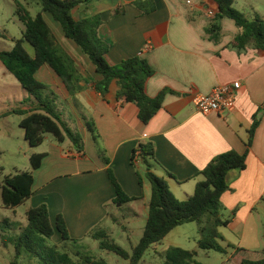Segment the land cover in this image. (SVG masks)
I'll use <instances>...</instances> for the list:
<instances>
[{
	"label": "crops",
	"instance_id": "0c3cea01",
	"mask_svg": "<svg viewBox=\"0 0 264 264\" xmlns=\"http://www.w3.org/2000/svg\"><path fill=\"white\" fill-rule=\"evenodd\" d=\"M202 2L92 0L73 10L75 20L101 17L103 24L99 33L111 45L106 56L111 65L141 56L155 70L147 83V94L156 97L164 89L171 91L148 124L139 119L136 104L117 98L116 81L104 96L96 91L95 83L101 77L95 66L65 38L60 26L44 14L61 46L75 60L82 81L72 97L50 66L41 67L35 77L50 88L53 107L68 127L82 136L85 151L78 152L69 140L58 143L50 134L45 135L43 143L36 148L25 140L29 146L25 149L29 160L25 172L33 173V195L23 203L27 204L24 212H19L18 207L6 208L1 200L0 176V236L3 228L22 222L21 213L26 215L29 209L47 204L52 226L56 227L57 217L62 215L73 239L83 241L97 230L111 237L112 228H106L107 221L116 224L118 218L112 210H121L124 205H111L116 192L108 177V166L86 128L84 117H87L96 125L117 181L128 196L139 198L128 203L130 215L134 219L143 217L145 224L152 188L145 178L143 185L139 182L137 170L144 175L145 168L132 163L133 152L140 143L154 145L160 165L155 172L166 179L180 201L193 195L202 180L197 174L216 156L231 150L240 154L248 151L245 170L231 173V189L221 199L224 215L226 213L230 221L224 227L229 235L221 232L225 239L222 243L264 251L261 226L264 223V50L237 48L234 40L240 29L227 17L221 21L220 40H209L206 28L212 17L208 12L215 14L216 9L214 5L203 7ZM234 7L250 19L256 15L264 19V0H235ZM117 11L120 13L115 14ZM1 71L4 75L8 72L6 68ZM237 82L241 88L236 92L233 110L209 115L197 111L193 103L196 95H207L217 86ZM20 109L29 111L31 108ZM255 117L259 125L248 150ZM33 154L46 155L35 171L30 163ZM166 171L175 178L166 177ZM139 205L143 207L144 216L139 212ZM2 234L6 237L7 232ZM5 252L0 241V261Z\"/></svg>",
	"mask_w": 264,
	"mask_h": 264
},
{
	"label": "trees",
	"instance_id": "16d2710c",
	"mask_svg": "<svg viewBox=\"0 0 264 264\" xmlns=\"http://www.w3.org/2000/svg\"><path fill=\"white\" fill-rule=\"evenodd\" d=\"M91 1L39 0L42 10L35 17H32L26 9L20 8L18 14L25 25L22 38L13 39L14 47L11 51L0 52V60L4 67L28 94L24 106H30L31 109L29 111L18 109L12 112L24 116L20 127L25 132V140L32 148L41 145L45 135L50 134L58 143L69 140L78 152L85 151L82 136L69 128L58 110L53 107L51 101L53 94L49 93L50 88L35 77L41 67L50 66L63 80L72 97L77 94L78 84L82 81L75 60L61 46L44 14L49 15L60 26L65 38L71 40L95 66L97 74L101 77L95 83L96 91L104 96L108 93L111 84L116 81L119 85L117 98L125 103L136 104L139 108V119L144 124H148L157 115L163 107L165 96L171 92L164 89L156 97L147 94V83L155 75V70L141 56L125 59L117 65L108 62L106 56L111 45L99 33L103 24L101 17L95 15L82 20H75L73 17L75 8L80 4H89ZM234 2L235 0H203V7L214 5L216 9L214 17L206 28L207 38L213 42L220 40L221 21L227 17L234 20L240 29L234 40L237 48L264 50V19L259 15L253 19L246 17L234 7ZM119 13L120 11H117L115 14ZM0 37H3L1 33ZM26 44L33 48L34 55L26 50ZM84 121L101 159L108 166V177L116 192L111 205H125L139 200L125 193L109 167L110 160L101 146L100 134L94 121L87 117H84ZM258 125L259 121L255 117L250 130L248 150ZM137 152L140 153V164L145 168L144 175L137 170L139 182L143 185L145 178L152 188L143 234L130 255L107 233L97 230L91 233V237L99 242L101 250L113 253L129 264H141L145 254L151 248L160 245L175 228L197 223L201 234L198 243L200 249L231 252L226 264H264V251H251L233 244H227L224 248L221 242L225 239L219 231L230 223L228 219H224L225 207L221 200L222 196L231 189L229 176L233 172L245 170L248 151L240 154L231 150L216 156L203 171L197 174L202 180L197 183L193 195L184 201L178 200L166 179L156 174L155 168L160 165L154 145L150 142L139 144L132 155L134 166ZM45 156V154H33L30 157L32 171L41 167ZM2 172L3 168L0 167V176ZM166 177L175 178L167 171ZM33 185L32 172H17L15 175L5 176L1 191L3 205L8 209L21 206L33 195ZM26 221V226L19 234L9 237L15 253L10 264H21L24 255L30 260L38 261L39 264H106L103 260L95 261L90 256H85L80 263H76L68 254H61L55 244H51L56 233L60 235L64 244L72 243L78 246L81 240L71 237L62 215H58L56 227L52 226L47 204L29 209L26 212ZM2 233L0 238L4 244ZM164 256L165 264H201L196 260L197 252L178 247L169 248Z\"/></svg>",
	"mask_w": 264,
	"mask_h": 264
},
{
	"label": "rangeland",
	"instance_id": "374dc122",
	"mask_svg": "<svg viewBox=\"0 0 264 264\" xmlns=\"http://www.w3.org/2000/svg\"><path fill=\"white\" fill-rule=\"evenodd\" d=\"M20 8L26 9L32 17H35L42 10L39 0H0V33L6 35L5 38H0V52L11 51L14 47L13 39L22 38L25 25L18 14ZM25 47L30 54H33L34 50L29 44H26ZM2 69L5 70L0 60V167L3 168V181L5 176L13 175L18 170L25 172V168H28L29 160L25 154V149H28L29 146L25 142L24 130L20 127L23 117L12 112V110L24 107V100L28 94L11 73L6 72L4 75L3 71H1ZM22 146L24 149H22ZM26 205L19 206L18 211L24 212ZM129 207V204H125L121 210H112L114 216L118 218L117 223L114 224L107 221L106 228H109V226L112 228L111 239L132 255L133 248L138 244L143 234L145 219L143 217L134 219L130 215ZM142 208V205H139V212L144 216ZM225 216H227L226 213L224 219H227ZM19 217L22 222H19L17 226L3 228L5 233L7 232V238L3 235L4 244L1 238L0 241L6 252L3 253L0 264H10L14 258V247L10 241L7 240L6 242V239L13 237L16 233L19 234L26 226V215L21 213ZM261 226H263L264 232V223ZM219 231L224 236L229 235V232H226L224 227L220 228ZM200 240L201 234L197 223L179 226L160 245L156 248H151L145 254L141 264H165L164 255L171 247L197 252L196 260L201 264H226L229 253L202 250L198 246ZM51 244H55L61 254H68L76 263H80L85 256H90L95 261L103 260L106 264H129L128 261L113 253L101 250L99 242L95 241L91 236L88 239L81 240L79 245H82V247L72 243H62L58 234L54 237ZM221 245L224 248L227 246V244L222 242ZM21 264L39 263L36 260H30L24 255L21 259Z\"/></svg>",
	"mask_w": 264,
	"mask_h": 264
},
{
	"label": "built area",
	"instance_id": "2783aa9c",
	"mask_svg": "<svg viewBox=\"0 0 264 264\" xmlns=\"http://www.w3.org/2000/svg\"><path fill=\"white\" fill-rule=\"evenodd\" d=\"M210 17H214V12H208ZM241 88L239 82L233 85H220L215 87L209 94H199L194 97L193 103L199 113L209 115L212 113H222L231 111L236 106V92ZM141 163L140 153L137 152L134 159L135 166Z\"/></svg>",
	"mask_w": 264,
	"mask_h": 264
}]
</instances>
